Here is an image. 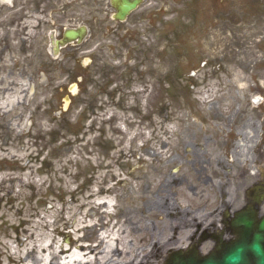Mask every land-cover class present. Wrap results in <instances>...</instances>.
I'll use <instances>...</instances> for the list:
<instances>
[{"label":"rangeland","instance_id":"rangeland-1","mask_svg":"<svg viewBox=\"0 0 264 264\" xmlns=\"http://www.w3.org/2000/svg\"><path fill=\"white\" fill-rule=\"evenodd\" d=\"M67 1L52 5L63 13ZM89 1L86 39L44 53L59 56L48 84L39 50L22 58V73L20 59L0 65V264H36L46 237L89 250L102 245V230L117 227L119 256L147 264L154 242L147 208L174 173L168 164L180 163L170 158L181 151L183 122H198L207 98L201 70L221 68L208 83L225 84L227 100L233 88L264 89V0H143L124 21L110 0ZM68 5L67 14L87 9ZM77 20L65 22L89 19ZM231 45L236 56L227 58Z\"/></svg>","mask_w":264,"mask_h":264},{"label":"flooded vegetation","instance_id":"flooded-vegetation-1","mask_svg":"<svg viewBox=\"0 0 264 264\" xmlns=\"http://www.w3.org/2000/svg\"><path fill=\"white\" fill-rule=\"evenodd\" d=\"M53 1L57 0H0V65L8 64L9 59L11 64L20 59L21 65L22 58H29L30 50H39L36 56L43 59L39 71L46 75L47 84L56 69L52 59H59L49 54L58 55L63 47L72 49L69 44L79 42L76 39L58 46L64 30L83 24L90 33L93 19L89 0H68L61 5L63 13L55 9ZM73 1L87 7L83 16L65 12L68 2ZM245 14L251 20L250 10ZM225 15L232 14L226 11ZM252 15L258 16V10ZM81 17L89 20L73 24ZM68 19L74 22H65ZM45 37L52 39L48 46ZM234 39L237 48L243 45L242 40ZM233 48H224L223 56H236ZM70 53L65 52L67 56ZM249 63L245 62V66ZM24 67L21 65V73ZM10 70L16 73L18 68ZM219 71L220 67L201 70L200 87L207 98L199 105L198 122H183L181 151L170 158L175 161L179 157L180 163L168 164L167 169L174 173L165 176L163 183L167 186L163 192L154 190L147 208L154 213V242L147 246L151 252L147 264H183L189 258L200 262L210 256L219 259L246 234L251 239L252 223L258 225L264 218V89L261 84L254 86L257 90L246 84L245 91L233 88L232 100H227L225 84L208 83L210 75ZM241 217L250 221L251 227L239 221ZM248 259L253 263L252 254Z\"/></svg>","mask_w":264,"mask_h":264},{"label":"water","instance_id":"water-1","mask_svg":"<svg viewBox=\"0 0 264 264\" xmlns=\"http://www.w3.org/2000/svg\"><path fill=\"white\" fill-rule=\"evenodd\" d=\"M141 1L142 0H112V3L117 8V12L114 16L119 19H125ZM85 33V26L67 28L64 37L58 40L57 44L60 46V43L65 44L74 38L82 40ZM239 221L246 224L247 227H251V222L245 218L241 217ZM252 227L251 239H249L250 236L246 234L247 237L228 248L219 259L210 256L199 262L196 258H189V261L183 264H264V218L258 225H255L253 222ZM249 254L253 255V263L249 262Z\"/></svg>","mask_w":264,"mask_h":264},{"label":"bare ground","instance_id":"bare-ground-1","mask_svg":"<svg viewBox=\"0 0 264 264\" xmlns=\"http://www.w3.org/2000/svg\"><path fill=\"white\" fill-rule=\"evenodd\" d=\"M103 201L109 202L107 199H103ZM118 229L119 227L116 230H111V232L109 230H102L99 233V243L102 242V245L96 244L98 247L92 246L89 250L80 245L81 243L75 245V247H69L66 246L68 245L67 242L59 240H57L56 244L51 245L52 239L46 237L49 241L42 246V252L35 253L33 262H37L36 264H107V260L109 259L112 262L111 264H126L127 261L124 256H119L123 252V247L120 249L117 247L118 245H115V240L119 238L116 235ZM111 250L113 252L117 251V253L115 252L116 255ZM24 258H26V255Z\"/></svg>","mask_w":264,"mask_h":264}]
</instances>
